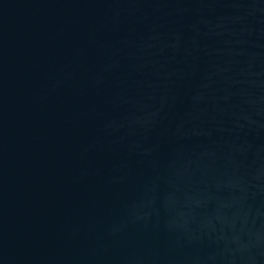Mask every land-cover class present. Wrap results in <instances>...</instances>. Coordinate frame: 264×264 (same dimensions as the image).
Instances as JSON below:
<instances>
[{
	"label": "water",
	"instance_id": "95a60500",
	"mask_svg": "<svg viewBox=\"0 0 264 264\" xmlns=\"http://www.w3.org/2000/svg\"><path fill=\"white\" fill-rule=\"evenodd\" d=\"M0 264H264V0H0Z\"/></svg>",
	"mask_w": 264,
	"mask_h": 264
}]
</instances>
